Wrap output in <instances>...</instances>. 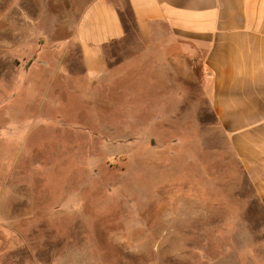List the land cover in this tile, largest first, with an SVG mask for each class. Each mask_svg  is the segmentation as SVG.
Segmentation results:
<instances>
[{
    "label": "rangeland",
    "instance_id": "obj_1",
    "mask_svg": "<svg viewBox=\"0 0 264 264\" xmlns=\"http://www.w3.org/2000/svg\"><path fill=\"white\" fill-rule=\"evenodd\" d=\"M56 8L0 0V264H264V207L200 72L181 101L170 62L92 84L34 29Z\"/></svg>",
    "mask_w": 264,
    "mask_h": 264
},
{
    "label": "crops",
    "instance_id": "obj_2",
    "mask_svg": "<svg viewBox=\"0 0 264 264\" xmlns=\"http://www.w3.org/2000/svg\"><path fill=\"white\" fill-rule=\"evenodd\" d=\"M53 1L59 8L31 15L34 29L64 55L75 47L92 84L117 71L127 81L139 71L145 78L149 68L154 82L170 62L181 101L199 71L215 123L264 207V0Z\"/></svg>",
    "mask_w": 264,
    "mask_h": 264
}]
</instances>
